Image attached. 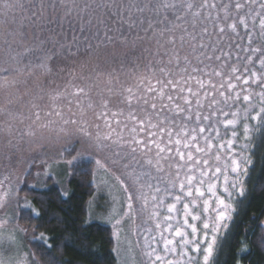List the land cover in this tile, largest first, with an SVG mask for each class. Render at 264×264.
<instances>
[{
	"label": "snow or ice",
	"instance_id": "1",
	"mask_svg": "<svg viewBox=\"0 0 264 264\" xmlns=\"http://www.w3.org/2000/svg\"><path fill=\"white\" fill-rule=\"evenodd\" d=\"M0 15L16 37L0 88L19 87L12 72L26 73L25 83L42 76L35 123L20 139L35 137L36 125L89 129L121 174L125 217L152 225L142 264H216L247 195L254 161L244 153L255 151L254 137L264 141V0H0ZM77 68L84 86L60 92L55 79ZM97 81L105 90L93 97L88 82ZM58 100L78 111L65 118ZM41 105L57 120L39 124ZM6 136L12 163L19 146L11 128ZM11 185L10 176L0 181V210L19 204ZM8 224L0 218V236ZM38 239L51 253L53 238Z\"/></svg>",
	"mask_w": 264,
	"mask_h": 264
},
{
	"label": "trees",
	"instance_id": "2",
	"mask_svg": "<svg viewBox=\"0 0 264 264\" xmlns=\"http://www.w3.org/2000/svg\"><path fill=\"white\" fill-rule=\"evenodd\" d=\"M78 73L77 68L73 75L61 74L66 78L60 83V92H75L77 87L84 86L74 79ZM88 86L92 88L93 97L95 88L98 93L105 90L103 81H97L94 87L88 82ZM68 99L74 98L69 96ZM116 110L113 107L112 111ZM68 114H64L65 118ZM100 123L103 126V122ZM248 147H254L255 151L244 153L254 161L246 181L247 195L237 206L238 215L222 241L216 264H264V141L256 136ZM77 149V143L58 153H49L47 147L38 148L26 157L22 172L16 174L15 169L10 168L1 176L4 179L10 176L11 186L19 190L21 197L19 204L14 202L6 210L9 209L15 221L32 231L36 238L24 247L28 264H31L29 253L40 259L41 264H47L53 255L58 264H116L111 228L86 218L88 203L95 193L96 157L92 154L89 158L86 154L74 160L80 153ZM36 169L42 172L38 178L33 177ZM22 201L30 207L22 208ZM41 234L46 240L53 238L51 242L55 246L47 255L39 243Z\"/></svg>",
	"mask_w": 264,
	"mask_h": 264
},
{
	"label": "rangeland",
	"instance_id": "3",
	"mask_svg": "<svg viewBox=\"0 0 264 264\" xmlns=\"http://www.w3.org/2000/svg\"><path fill=\"white\" fill-rule=\"evenodd\" d=\"M25 3H28V0H25ZM17 19H22L19 10H17ZM8 32L9 25L4 22V17L0 15V68L14 67L13 62L9 59L12 51L9 45L16 42V37H9ZM26 76V73L12 72L7 79L8 81H16L19 87L0 88V110H2L0 111V181H3L4 178H1V176L10 168L15 169L16 174L19 171L22 172L26 157L35 152L41 144L47 145L49 153L50 151L58 153L59 150L77 143V150L80 152L77 151V153H83L85 156L89 153L93 154L96 157L95 161H100L99 164L95 162V193L87 206V220L99 222L111 228L116 264H142L141 246L146 236L144 230L151 228L152 225L141 224L139 219L133 222L125 217L127 199L120 184V177H118L121 174L112 165L106 163V157L110 156V153L107 154L106 151L95 148L94 142L87 138L85 132L89 129L85 128L84 132H81L80 126L73 124L67 126L61 124L55 127L50 125L47 129L36 125L35 137H25L23 141L20 139V135L28 132L30 125L35 123L34 113L38 109L33 105L36 103V88L42 81V76L37 75L34 79L25 83ZM65 78L61 76L55 79L54 85L60 88V83ZM97 93V88H95L94 97H97ZM53 107L58 110L62 107L64 114H67L69 111L76 112L75 108L77 106L74 103L69 109L66 101L62 102L60 100L58 103L53 104ZM41 108H43V111L40 112L39 124H45L48 120H57L56 116L49 117L47 115L48 109L46 106L41 105ZM9 128L12 130L11 139L19 146L18 159L12 163L5 160V140L8 139L6 133ZM6 165L9 167L7 170ZM39 174H42V172L36 169L33 177L38 178ZM22 204L24 206L28 203L22 201ZM0 218L9 220L8 228L0 236V262L2 264H28V253L25 248L32 240L36 239L34 233L17 223L13 213H9V209L0 210ZM262 226L264 235V222ZM13 230L18 233L16 238L18 243H12L7 239V234Z\"/></svg>",
	"mask_w": 264,
	"mask_h": 264
}]
</instances>
